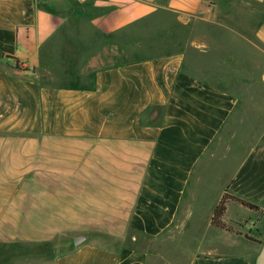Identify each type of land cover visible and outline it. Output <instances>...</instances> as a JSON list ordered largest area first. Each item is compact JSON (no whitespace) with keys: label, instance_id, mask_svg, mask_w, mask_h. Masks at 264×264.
<instances>
[{"label":"crops","instance_id":"crops-1","mask_svg":"<svg viewBox=\"0 0 264 264\" xmlns=\"http://www.w3.org/2000/svg\"><path fill=\"white\" fill-rule=\"evenodd\" d=\"M263 242L264 0H0V264Z\"/></svg>","mask_w":264,"mask_h":264},{"label":"trees","instance_id":"trees-1","mask_svg":"<svg viewBox=\"0 0 264 264\" xmlns=\"http://www.w3.org/2000/svg\"><path fill=\"white\" fill-rule=\"evenodd\" d=\"M229 199H233L235 200L236 202H238L240 205H242L243 207H246L248 209H251V210H258V207L257 206H254L252 204H249V203H246L242 200H238L234 197H231L230 195L228 194H224L222 196V199L219 203V205L216 207L215 211H214V214H213V217H212V220H211V223L213 226L217 227V228H222V229H227V230H232V228L230 226H226L222 221H221V217L223 216L224 212H225V204L226 202L229 200Z\"/></svg>","mask_w":264,"mask_h":264},{"label":"water","instance_id":"water-1","mask_svg":"<svg viewBox=\"0 0 264 264\" xmlns=\"http://www.w3.org/2000/svg\"><path fill=\"white\" fill-rule=\"evenodd\" d=\"M85 239V236H77L74 239V244L78 245ZM255 264H264V242H263V249L258 258L256 259Z\"/></svg>","mask_w":264,"mask_h":264},{"label":"rangeland","instance_id":"rangeland-1","mask_svg":"<svg viewBox=\"0 0 264 264\" xmlns=\"http://www.w3.org/2000/svg\"><path fill=\"white\" fill-rule=\"evenodd\" d=\"M225 40H227V39H225ZM229 41H230V38H229Z\"/></svg>","mask_w":264,"mask_h":264}]
</instances>
